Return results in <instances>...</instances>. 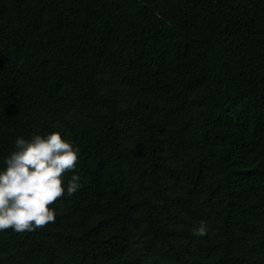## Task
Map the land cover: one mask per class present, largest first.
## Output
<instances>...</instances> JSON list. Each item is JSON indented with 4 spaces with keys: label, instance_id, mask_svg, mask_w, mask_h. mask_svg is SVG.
Wrapping results in <instances>:
<instances>
[{
    "label": "trees",
    "instance_id": "1",
    "mask_svg": "<svg viewBox=\"0 0 264 264\" xmlns=\"http://www.w3.org/2000/svg\"><path fill=\"white\" fill-rule=\"evenodd\" d=\"M53 131L81 187L0 264H264V0H0V170Z\"/></svg>",
    "mask_w": 264,
    "mask_h": 264
},
{
    "label": "clouds",
    "instance_id": "2",
    "mask_svg": "<svg viewBox=\"0 0 264 264\" xmlns=\"http://www.w3.org/2000/svg\"><path fill=\"white\" fill-rule=\"evenodd\" d=\"M78 163L79 148L59 132L17 137L15 150L0 170V231L32 232L54 223L55 211L49 206L65 192L71 197L81 187L79 175L73 174L65 189V175L74 172ZM207 230L201 222L193 234L204 236Z\"/></svg>",
    "mask_w": 264,
    "mask_h": 264
}]
</instances>
